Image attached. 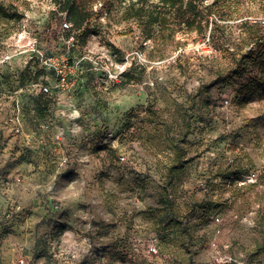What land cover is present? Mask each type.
Here are the masks:
<instances>
[{"label":"rangeland","instance_id":"rangeland-1","mask_svg":"<svg viewBox=\"0 0 264 264\" xmlns=\"http://www.w3.org/2000/svg\"><path fill=\"white\" fill-rule=\"evenodd\" d=\"M57 1L0 0V264H264V0L170 40L92 0L78 49ZM19 33L77 65L69 97Z\"/></svg>","mask_w":264,"mask_h":264},{"label":"trees","instance_id":"trees-1","mask_svg":"<svg viewBox=\"0 0 264 264\" xmlns=\"http://www.w3.org/2000/svg\"><path fill=\"white\" fill-rule=\"evenodd\" d=\"M101 7L112 6V0H101ZM115 0L116 9L121 11L120 21H130L139 29L145 39L159 34L173 39L178 34L195 32L204 34L209 25V36L220 37L225 32L221 18L211 20V13L221 15L232 13L233 0ZM57 5L65 19L72 24V30L79 31L78 41L83 46L90 34V22L99 17L92 0H58ZM3 7L0 9V25L9 23L11 16ZM230 17V16H228Z\"/></svg>","mask_w":264,"mask_h":264},{"label":"built area","instance_id":"built-area-1","mask_svg":"<svg viewBox=\"0 0 264 264\" xmlns=\"http://www.w3.org/2000/svg\"><path fill=\"white\" fill-rule=\"evenodd\" d=\"M63 17L59 25V39L63 41L64 44H69L73 48L78 49V33L79 31L72 30V24L65 19V13L62 14ZM26 39L24 46L28 53L27 59L31 60L34 58L43 70H50L52 76H48L46 73H42L38 81H32L30 86L32 90L46 95L55 100H59L61 97H69V94L73 92L72 90L76 88L78 83V76H74L73 69L77 65L70 66L67 62L65 55H59L55 58H49L41 48H39L37 43V38L35 36L26 37L23 33L18 34L19 41ZM13 55L8 53L0 54V73L4 67H7L12 60ZM85 57L80 58L78 63L84 61ZM128 61V58H127ZM126 64H120L115 66V70L108 72V78L111 80H117L119 77L128 69ZM117 70V71H116ZM68 95V96H67ZM225 105L228 104V100L223 101ZM150 252L155 253L154 247L149 248Z\"/></svg>","mask_w":264,"mask_h":264}]
</instances>
